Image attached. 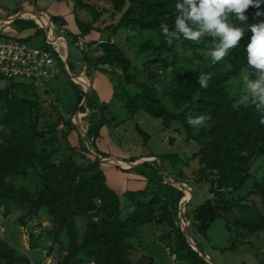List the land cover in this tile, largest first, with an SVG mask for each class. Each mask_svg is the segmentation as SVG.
Listing matches in <instances>:
<instances>
[{"label":"rangeland","instance_id":"obj_1","mask_svg":"<svg viewBox=\"0 0 264 264\" xmlns=\"http://www.w3.org/2000/svg\"><path fill=\"white\" fill-rule=\"evenodd\" d=\"M33 1L0 0V16L12 13L17 9V5L28 7L29 3ZM84 2L88 4V7L77 9L86 10L90 24L92 21H99V26H104L108 31H102L99 34L91 32L92 34L89 35L77 33L84 36L87 41L93 37L96 39L104 37L105 40H110L115 34L114 43L124 50L125 55L132 63L129 70L134 75L130 82L133 90L137 81L154 82L164 104L169 109L181 114L180 119L172 121L166 128L160 118L144 110H140L135 118L130 117L124 102L114 95V85L122 80L121 67L113 64L106 65L105 69H98L87 65V69H93L90 82L96 101L107 106V109L104 110L109 117V120L100 126L95 146L92 148L95 151L99 149L106 155H116L122 158H126V155L129 154L142 157L158 156L163 153L176 154L175 164L166 161L165 166L170 172L177 174L180 172V174H184L183 177H188L190 180L192 195L184 211H187L191 217L198 210V206L207 199L215 204L217 199L222 202V200H233L243 196L246 197L242 201L244 205L252 207V204H255L264 214V202L257 192L258 187L255 186V183L264 184V154L249 156L248 178L241 188H230L221 195H215L210 191L211 176L204 180H193L194 177H198L199 170L216 163L221 152L216 144L217 134L208 128H193L187 123L188 117L203 115L197 102L199 92L192 91L191 83L197 75H210L226 71L230 67V51L224 59L213 64L209 52L218 43V40H214L207 34L201 37L202 44L198 48L184 39H180L173 41L170 51L157 49L156 46L161 42L159 29L122 27L117 30L115 25L119 22L124 10L116 11L112 0H84ZM59 6L61 8L62 4ZM47 10L49 13H54L50 6ZM75 16L83 19L81 14H75ZM72 17L63 19L57 16L59 19L56 24L59 29L56 34L63 44L67 43L70 46V60L74 61L75 57L81 55L79 60L86 65L85 54L95 56L102 49L98 46L99 44L86 43L82 45L77 34L64 30L62 21L64 20L70 25L74 24ZM22 20L32 21L28 17H23ZM229 20L232 23V15ZM30 25L36 30L32 35L26 36L25 30L12 34L23 38L31 46H48L45 30L34 21L32 24L21 23V21L14 23L18 29H24ZM5 30L9 31V29ZM61 50L64 51L63 47ZM71 72L74 74L73 70ZM250 72H254V70L249 69L246 64L225 83L235 107L243 106L239 105L237 101L243 92L242 78ZM77 77L87 78L86 75ZM251 78L255 79V76L252 75ZM9 83L10 81L2 80L1 86L4 87ZM61 84H64L63 87ZM11 86L14 89L11 91L12 93L30 101L31 122L39 134L35 139L37 150L51 151L58 147L59 151L54 153L53 161L59 163L71 152L68 147L79 143L72 123V117L76 112L74 110L79 92L78 83L63 70L59 76L52 77L49 82L43 85L33 86L25 81L12 83ZM178 92L191 93V97L181 99ZM5 108V103L0 100V174L4 178L3 183L24 189L34 198L38 195L45 198L50 194L51 187L43 184L40 163L37 160L32 161L27 152L12 154L11 149L8 148L10 132L1 123L6 112ZM68 120L71 124H67ZM82 122L85 125L90 122L89 110H86L82 115ZM138 122L148 132L147 139L137 130ZM242 154L248 155V151L246 150ZM73 156L77 163L83 165L91 159L77 147H75ZM103 161L102 168L109 184L116 185L118 189H122V186L113 182L111 170L124 175L126 179L129 177L128 173L141 172V170L151 171L149 166L142 165L136 170H125L117 167L118 165L110 166L108 163L111 161H107V159ZM56 176L61 177L62 174L57 173ZM143 179L147 181L145 176ZM62 187L66 190L65 209L63 211L54 210L53 214L49 212L47 206L36 207L32 201L8 199L9 205L0 201V238L7 248L17 256L15 261L3 260L1 264H106L100 255H89L86 248L82 246L90 222H99L104 214L78 213L75 209L76 199L70 187L64 182ZM134 188L137 187L128 189ZM119 191H121L119 195L122 214L126 217L132 212L134 205L127 197V191ZM149 197L150 195L146 200ZM96 202L99 204L100 201ZM240 214L237 209H233L228 215L230 222H227V217H217L207 230V239H204L197 231L191 217L186 223H180L193 246L207 254L205 259L209 264H264L262 263V261L264 262V229L251 232L247 228H236L233 223ZM60 217L64 218L62 223H59ZM168 230L169 227L165 223H158L155 220L139 227L137 234L130 239L132 248L128 254L133 262L145 263L153 259L157 264H197L188 260L176 259L167 241L160 238L161 234ZM222 248L225 249L222 250Z\"/></svg>","mask_w":264,"mask_h":264},{"label":"trees","instance_id":"obj_2","mask_svg":"<svg viewBox=\"0 0 264 264\" xmlns=\"http://www.w3.org/2000/svg\"><path fill=\"white\" fill-rule=\"evenodd\" d=\"M73 2L76 9L88 7L84 0H73ZM177 2L178 0H112L116 11L124 10L115 28L117 30L122 27L159 29L161 42L156 48L170 51L172 50V44L167 43L160 24L165 22L169 25L170 30H174L175 4ZM245 15L247 17L245 22H240L232 15V24L242 28L244 36L240 44L230 50V67L224 72L210 74L211 78L208 81L207 88H202L197 83L200 75H197L191 83L192 91L199 92L197 102L201 113L211 117L202 129L208 128L217 134L216 144L221 152L218 161L199 170L197 172L198 177H194L193 180H204L211 176L210 191L215 195H221L230 188H241L248 178L249 156L264 154V124L260 123L261 114L252 104L235 107L225 86L226 81L236 75L247 64L245 47L251 37L250 27L264 22V0H258V6H250ZM51 17L54 22L59 19L57 16ZM14 21H18V19ZM76 21L82 34L88 33L93 28L92 23L82 22L78 17ZM24 22L32 24L33 21L23 20ZM63 23H65L64 20ZM180 39L184 38L181 36L173 41ZM185 41L197 48L202 44L200 41ZM97 45L101 47L102 51L95 56L85 54L87 65L98 69H105L106 65L113 64L121 67L122 80L121 83L118 82L114 85V95L124 102L132 117L138 111L144 110L160 118L164 128L169 127L172 121L181 118L179 112L169 109L164 104L159 89L154 82L137 81L133 90L130 82H132L134 75L129 70L132 63L119 45L111 39L98 42ZM67 65L72 70L69 60H67ZM63 70L62 68L61 71ZM12 83H17V81H10L4 87L0 86V100L6 105V112L1 123L10 132L8 148L11 149L12 154H18L22 151L27 152L30 154L32 161L37 160L40 163L43 184L51 187V192L45 198H41L40 195L34 198L32 194L24 189L4 184V178L0 174V201L2 203L9 205L8 199L27 200L32 201L36 207L47 206L51 214L54 213V210L63 211L65 209L64 196L66 193V190L62 187L64 182L70 187L76 199L75 209L78 213L104 214L99 222H90L89 224L88 233L82 244L89 255H100L106 264H156L153 259L145 263L140 261L134 263L128 254V251L132 248L130 239L137 234L139 227L155 220L158 223H165L169 227V230L161 234L160 238L167 241L176 259L188 260L197 264H209L205 259L207 254L195 248L181 228L180 222L186 223L191 217L187 211L180 212L179 209L183 191L164 181L162 166L157 161H145L135 166L136 169H139L142 165L149 166L151 171L141 170L147 180L145 187L127 190L126 195L132 201L134 208L128 216L124 217L120 195L109 184L102 168L104 161L100 157L106 156V154L98 150L100 156L96 155L86 146L73 120V128L77 132L79 143H81L69 146L68 150L71 152L63 160L59 163L53 161L54 153L59 151L58 147L53 148L51 151L37 150L35 139L39 134L35 125L31 122L30 101L23 96L12 93L11 91L14 90L11 86ZM78 87L79 92L74 112L78 108L81 110L89 108L91 110L88 135L92 139V146H95L100 126L109 120L104 110L107 109V106L96 101L92 89L85 105L80 106L84 92L79 84ZM177 94L181 99L191 97V93L182 94L178 92ZM67 124H71V122L68 120ZM136 128L145 139L149 137L148 132L138 123ZM170 141L173 142L171 139ZM75 147L91 157L85 165L79 164L75 160L73 156ZM246 150L248 155H243L242 153ZM158 157L162 161H169L172 164L177 161L176 154L172 153H163ZM137 158L132 157L130 161ZM57 173L62 174V176L57 177ZM182 175L184 174L178 172L180 178H183ZM255 186L258 187H256L257 192L264 202V184L255 183ZM149 195V199L146 200ZM245 198L243 196L233 200H222V202L217 199L215 204L210 199L205 200L191 217L197 231L204 239H207V230L211 223L217 217H227V222H230L228 215L233 209H237L241 213L233 223L236 228H247L251 232L263 230L264 214L255 204H252V207L244 205L242 201ZM97 200L100 201L99 204H97ZM157 209L158 212H156ZM62 219L64 218L60 217L59 223H62ZM228 248L231 249V247ZM224 249L222 248V250ZM16 259L17 256L7 248L0 238V264L3 260L15 261ZM262 263L264 262L262 261Z\"/></svg>","mask_w":264,"mask_h":264},{"label":"clouds","instance_id":"obj_3","mask_svg":"<svg viewBox=\"0 0 264 264\" xmlns=\"http://www.w3.org/2000/svg\"><path fill=\"white\" fill-rule=\"evenodd\" d=\"M253 5L258 6V0H178L175 4L174 30H170L165 22L160 24V28L169 45L181 36L192 42H199L205 34L218 40L209 52L211 62L215 64L238 46L244 36V30L230 22V15L245 22V12ZM250 31L251 37L245 47L246 62L254 72L243 76V92L237 103L254 105L261 114L260 123L264 124V22L251 25ZM252 75L255 79L251 78ZM210 78L209 75H200L197 83L207 88ZM210 119V116L199 115L188 117L187 123L193 128L205 127Z\"/></svg>","mask_w":264,"mask_h":264},{"label":"built area","instance_id":"obj_4","mask_svg":"<svg viewBox=\"0 0 264 264\" xmlns=\"http://www.w3.org/2000/svg\"><path fill=\"white\" fill-rule=\"evenodd\" d=\"M28 17L45 30L48 46H31L23 38L17 37L12 32L6 31L3 26L12 23L17 18ZM59 26L52 17L43 10L28 12L20 11L6 18L0 19V86L2 80L25 82L34 85L44 84L50 78L59 74L62 68L77 82L84 92L80 106L85 105L91 92V83L88 78H79L73 74L67 65L68 46L62 43L56 32ZM63 45V46H62ZM63 47L64 51L61 50ZM74 75V76H73ZM86 108H78L72 117L81 138L86 146L94 153L92 139L88 135L90 122L85 125L82 122V115ZM99 155V154H96ZM100 156V155H99ZM157 161L162 166L164 181L170 183L183 191V196L179 202L180 212L184 211L186 204L191 198L192 187L188 177L180 178L177 173L170 172L165 162L158 156H148L141 160L116 162L124 168H133L145 161Z\"/></svg>","mask_w":264,"mask_h":264},{"label":"crops","instance_id":"obj_5","mask_svg":"<svg viewBox=\"0 0 264 264\" xmlns=\"http://www.w3.org/2000/svg\"><path fill=\"white\" fill-rule=\"evenodd\" d=\"M59 4H62L61 8H60ZM47 6L48 7L50 6L51 8H53V12L54 13H49L48 10H47V8H48ZM54 8H56V9H54ZM24 10H26L28 12H31V11L34 12V11L43 10V11H46L50 16H55L56 15V16H59L60 18H63V19L65 17L66 18H71L72 14H73L72 18H73L74 24L70 25V24L65 22L63 24V26L65 27L64 30L67 31V32L71 31L74 34H77L78 38H79V42H82V43H80L82 45H84L86 43H92V44L96 45L98 42H101V41L106 39L104 37H99L98 39H96V37H93L91 40L87 41L84 36H82V35L77 33V32H81V30L79 29V27L77 25L75 14H81L83 16V19H79L82 22H88L90 20L88 18L86 10H84V9H82V10L81 9H76L75 6H74V2L72 0L71 1L70 0H34L33 2L29 3L28 7H22V6L17 5V9L15 11H13L12 13L7 14V15L0 16V19L1 18H6V17H8L10 15L16 14V13H18L20 11H24ZM17 19H18V21H21V23H23V20H22L23 18H17ZM15 22L16 21H13L12 23L6 24L3 27L6 28V29H9V32H12V33H14V32H24V30H25L27 32L26 36L32 35L36 31L35 28H33V26H31V25L27 26L24 29H18L16 26H14ZM92 25H93V28L90 29V31L88 33H86V35L92 34L93 32L99 34L102 31H108L107 29L104 28V26H99L100 25L99 21H94V22L92 21ZM108 35H109V32H108ZM114 35H112V38H111V40L113 42H115ZM67 46H68L67 60L70 61L71 66H72V70L74 71V74L77 75V76L86 75V77L90 81L91 80V76H92L91 73H92L93 69L92 68L87 69V64L85 65V64L82 63V61L79 60V59H81V55L79 57H75L76 60L71 61L70 60V56H71L70 46L68 44H67ZM59 74H57L55 77L59 76ZM46 82H49V80L46 81ZM32 85L33 86H38V85H34V84H32ZM39 85H43V84H39ZM61 85L63 87L64 84H61ZM61 85H60V87H61ZM91 89H92V84H91ZM138 112L133 117L130 115V117L135 118L138 115ZM138 124L140 125L139 122H138ZM76 138L78 139L77 132H76ZM98 150L99 149H96V151H98ZM99 151L103 152L101 150H99ZM126 156H127L126 158H122V157L116 156V155H112V156L111 155H106V157H108L107 161H111V162H109V163L107 162V163L110 164V166H112V167L115 166V165H118L117 167H120L121 169L123 168L125 170H127V169H132V170L135 169L136 170V168H134V167L133 168H124V167L120 166L116 161L120 160L122 162H128V161H130V158H132V157H138L136 160H141V159L145 158V157H142V156H136V155H131V154L126 155ZM149 156H156V155H149ZM110 174H112L113 182H115L116 184H121L120 186H122V189H118L116 187V185L112 186L118 193L121 192L119 190H122V191L125 192L127 190H135V188L134 189H128V188L137 187L136 189H139V188L145 187V185H146V181L143 179L144 175L141 172L135 171L134 173H131V174L128 173L129 177L127 179H126V177L124 175L119 174L117 172H114L113 170L110 171ZM119 176H121V177H119ZM156 264H157V262H156Z\"/></svg>","mask_w":264,"mask_h":264},{"label":"water","instance_id":"obj_6","mask_svg":"<svg viewBox=\"0 0 264 264\" xmlns=\"http://www.w3.org/2000/svg\"><path fill=\"white\" fill-rule=\"evenodd\" d=\"M95 153L98 154L97 151H95ZM100 159H101V160H106V159H108V157H106V156H101ZM205 257H206V256H205Z\"/></svg>","mask_w":264,"mask_h":264}]
</instances>
